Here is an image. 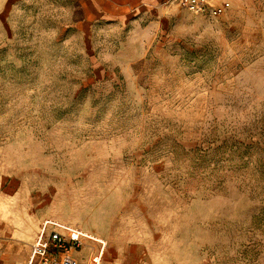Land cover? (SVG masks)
I'll use <instances>...</instances> for the list:
<instances>
[{
	"label": "rangeland",
	"instance_id": "rangeland-1",
	"mask_svg": "<svg viewBox=\"0 0 264 264\" xmlns=\"http://www.w3.org/2000/svg\"><path fill=\"white\" fill-rule=\"evenodd\" d=\"M113 3L0 0V264L44 219L92 264H264V0Z\"/></svg>",
	"mask_w": 264,
	"mask_h": 264
},
{
	"label": "built area",
	"instance_id": "built-area-1",
	"mask_svg": "<svg viewBox=\"0 0 264 264\" xmlns=\"http://www.w3.org/2000/svg\"><path fill=\"white\" fill-rule=\"evenodd\" d=\"M177 6L195 14L216 17L223 12L212 0H173ZM42 228L31 245L29 264H78L71 253L80 248L82 236L77 231L53 222ZM94 262L97 261L94 259Z\"/></svg>",
	"mask_w": 264,
	"mask_h": 264
},
{
	"label": "crops",
	"instance_id": "crops-1",
	"mask_svg": "<svg viewBox=\"0 0 264 264\" xmlns=\"http://www.w3.org/2000/svg\"><path fill=\"white\" fill-rule=\"evenodd\" d=\"M88 1V8H89V14H96V15H104L106 14V10H107V3L108 1L110 2V0H87ZM161 0H114V6L115 9H117V12H115V14L119 15H125L127 14V11L125 10H134L135 12L137 11H142L145 8H149L152 7L153 5H155L156 2H159ZM215 4L220 5L223 2H227L230 4V2L232 0H212ZM54 221L52 220H43L42 222H40L38 229L32 239L31 245L34 241V239L36 238V236L38 235V233L42 230V228L45 226V224H47V228L50 229L53 226H51L53 224ZM82 232V236L83 239L88 238V239H92V241H94L97 244L101 243L105 246L106 245V241L103 237H101L97 231L95 230H81ZM32 235V233H31ZM33 236V235H32ZM87 242H89L88 240L85 241V243L81 244L80 250H76L73 251L71 253V256L73 259L76 260V262L78 264H92L91 262V255L88 253L89 252V244H87ZM31 245L29 247V252L27 255V259L25 261V264H29V258L31 255ZM103 246V248H104ZM98 264L100 262L101 257L99 258V256L96 257Z\"/></svg>",
	"mask_w": 264,
	"mask_h": 264
},
{
	"label": "snow or ice",
	"instance_id": "snow-or-ice-1",
	"mask_svg": "<svg viewBox=\"0 0 264 264\" xmlns=\"http://www.w3.org/2000/svg\"><path fill=\"white\" fill-rule=\"evenodd\" d=\"M11 2H12V3H15V0H11ZM163 2H164V0H161V3H163ZM163 23H164L165 30H167L168 27H169V25H168V21L165 20ZM0 27H5V28L8 27V25H7V21L5 20V18H4L3 15H0ZM9 34H11V31H10V30H9ZM105 259H110V258L107 256V254L105 255ZM111 259H115V256L113 255V256L111 257Z\"/></svg>",
	"mask_w": 264,
	"mask_h": 264
},
{
	"label": "bare ground",
	"instance_id": "bare-ground-1",
	"mask_svg": "<svg viewBox=\"0 0 264 264\" xmlns=\"http://www.w3.org/2000/svg\"><path fill=\"white\" fill-rule=\"evenodd\" d=\"M79 233V232H78ZM80 234V233H79Z\"/></svg>",
	"mask_w": 264,
	"mask_h": 264
}]
</instances>
